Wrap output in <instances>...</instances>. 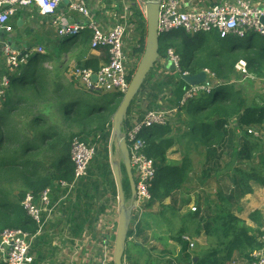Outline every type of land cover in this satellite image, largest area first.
<instances>
[{
  "label": "trees",
  "instance_id": "16d2710c",
  "mask_svg": "<svg viewBox=\"0 0 264 264\" xmlns=\"http://www.w3.org/2000/svg\"><path fill=\"white\" fill-rule=\"evenodd\" d=\"M91 37L89 30L73 40L56 36L58 41L51 51L48 50V57L52 62H62V69L65 65L62 54L75 50L77 66L97 73L102 62H108V52L102 50L99 56H88ZM171 48L181 57L182 72L197 75L208 69L215 74L218 83L211 93L201 92L188 99L184 106L180 103L189 86L181 75L174 72L169 79L159 80L150 88L148 98L154 103L159 100L163 87L173 86L172 104L177 106L178 116L185 114L191 118L189 135L198 146L206 149V154L205 162L196 170L188 158L181 163L171 162L169 152L177 140L169 137V125L147 130L143 134L148 144L146 154L155 160L157 177L150 188L152 199L145 210L167 201L172 203V211L178 210L174 217L181 227L169 239L181 248L177 259L186 264L247 261L251 252L261 248L263 218L260 212L254 211L249 215L250 226L233 214V206L238 198L253 194L254 187L264 188V136L248 133L249 130L264 133V101L250 102L246 93L236 86L241 77L235 65L245 60L253 74L264 77V37L258 36L242 45L233 36L222 39L219 34L188 35L179 31L160 37V57H166ZM45 62L47 58L41 56L24 66L23 73L11 79L0 104V234L7 229H21L32 236L37 234L38 225L27 215L22 202L30 194L39 203L41 194L48 188L64 193L65 189L56 184L74 180L72 143L75 138L89 147L101 143L85 178L88 197L93 194L99 198L106 191L105 188L101 191L103 185H110L117 199L109 141L113 118L123 96L86 90L80 81V85L75 81L65 82L60 69L49 70ZM134 74L131 73L130 81ZM147 81L148 77L129 115L137 98L145 92ZM233 121L235 126L230 128ZM130 127L128 118L123 132ZM120 168L127 179L122 163ZM226 174L232 175L234 182V190L229 195L219 191L215 202L206 200L204 203L200 195L194 194L196 212L180 216L179 212L192 203L191 195L195 190L202 191L212 182L218 183ZM79 186L80 182L75 194L79 193ZM189 186L193 190H189ZM123 187L127 194V188ZM149 227L148 221L143 220L137 232V237L143 236L139 248L145 253L148 240L144 233ZM133 233L130 230L128 241ZM189 235L207 241L206 247L198 246L200 252L195 256L188 252L189 244L184 241V236ZM161 253L170 258L175 256L168 251ZM150 256L148 250L146 264H153V259L149 262ZM125 259L127 264H141L142 260H134L128 252H125Z\"/></svg>",
  "mask_w": 264,
  "mask_h": 264
},
{
  "label": "built area",
  "instance_id": "2783aa9c",
  "mask_svg": "<svg viewBox=\"0 0 264 264\" xmlns=\"http://www.w3.org/2000/svg\"><path fill=\"white\" fill-rule=\"evenodd\" d=\"M144 2L145 0H138L137 5L146 15ZM63 4L68 5L69 11L78 13L83 21L70 22L64 15H59L58 11ZM17 7H36L42 17L53 18V26L57 29L60 37H79L83 32L91 31V50H107L108 62L103 64L97 73L75 65L71 70L72 75L80 81L86 90L107 94L117 93L123 97L126 95L131 75L128 68L129 59L124 51L125 26L119 25L104 32L94 20L86 0H0V34L3 32L6 35L12 33V28L8 23L16 14ZM262 18H264V8H255L247 0H238L234 4L223 1L209 9L199 11L182 10L179 0H161L158 32L160 36L171 35L179 31H184L188 35L219 34L221 38L233 36L239 40L246 39L251 33L264 37ZM2 46L6 67L12 73L22 65H27L32 56L46 55V51L42 47L33 49V51L21 52L14 49L8 42L3 43ZM166 59L175 66V73L181 76L189 75L188 72H182L181 57L173 48L167 50ZM235 70L243 78L251 77L245 60H240L236 64ZM203 71L207 74L206 82L196 87L189 86L181 106L201 92H212L216 81L215 74L208 69ZM94 75L97 76L96 81L93 80ZM10 85L11 80L8 76L0 79V104ZM172 113L174 111L150 110L134 123L131 121V127L123 132L136 182L138 205L136 211L140 210L138 217L131 225V230L134 232L132 238L138 232L144 207L152 199L150 188L157 177L155 160L146 154L148 144L143 134L154 127L168 126ZM248 133L256 137L264 136L263 132L255 130H249ZM96 146L98 144L89 147L75 138L72 143L74 180L71 183L62 181L56 186L71 191L76 188L79 182L87 178L89 166L97 154ZM51 194L52 189L48 188L41 194L39 203H36L34 196L30 194L22 202L27 215L38 225V232L46 223L43 215L46 213L50 217L54 211L51 206ZM196 210L197 207H193L191 211L196 212ZM33 238L34 236L21 229L3 231L0 234V255L5 257L6 264H32L30 250ZM184 241L189 244L190 251L195 247L189 236H184ZM260 243L261 248L250 253L246 264H264V235Z\"/></svg>",
  "mask_w": 264,
  "mask_h": 264
},
{
  "label": "crops",
  "instance_id": "0c3cea01",
  "mask_svg": "<svg viewBox=\"0 0 264 264\" xmlns=\"http://www.w3.org/2000/svg\"><path fill=\"white\" fill-rule=\"evenodd\" d=\"M97 1L98 0H96V2ZM223 1H228L234 4L238 0H179L181 9L185 11L209 9ZM247 1H250L255 8H264V0ZM87 4L92 11L93 17L95 16L94 20L104 32H108L119 25L125 26L126 32L124 38V51L129 59L128 68L130 75L131 73H135L143 57L146 46L147 20L144 12L139 7L137 8V11L134 12L131 9V6H128L126 3V0H111V6L117 4L116 6L120 8V11L118 12H109L108 9L106 10L107 5H105L106 7L99 6L96 8V12L95 7H90L89 1H87ZM102 10L104 12H98ZM70 13L71 11H69L67 4H63L58 11L59 15H64L70 20V22L83 21L82 17L78 13L77 15ZM12 21L14 22L13 25H11ZM128 22H130L129 26H131L132 30H128L130 29ZM8 24L12 28V33H10V35L14 38V42L10 43L5 40L8 34H3V37L0 34V49L2 48V52V44L8 42L15 45V48L13 47L14 49L20 48L19 51L21 52L33 51V49L42 47L46 51V55H49L48 48L50 45L48 46V44H52L53 42V44L57 43L58 40L56 36H58L59 39L63 38L73 40L75 38H80L82 35L81 34L79 37L73 38L60 37L57 29L53 26V18L42 17L38 13L36 7H17L16 14L10 19ZM25 31L31 33L32 35L28 36ZM129 31H132L131 36L128 33ZM36 33L39 36L35 37L34 34ZM101 53L102 51L90 50L88 56H99ZM102 64H104V62H102ZM5 67L6 64L4 65L0 62V79L8 76L9 74L7 67L6 69ZM248 70L250 71L249 67ZM151 73H153V75L148 79L145 85V92L137 98L130 112V122L132 121V123H134L150 110L174 111V113H176L175 117L178 125L181 124V126H183V128L187 131V136L190 137L189 133L191 130L188 123L191 121V118L185 114L178 116L176 109L177 106L172 104L173 90L171 91V88H173V86L163 87L159 94V100L154 103H152L148 98L149 93H151L150 88H152L156 82L159 80L165 81L174 75L172 65L166 57H160L159 61L149 75H151ZM250 76L251 77L248 78L255 79L252 75ZM240 82H242V77L241 80L236 83L240 84ZM216 83L218 82L215 81L214 85ZM174 121L176 120L174 119ZM171 123L169 125L171 128L169 137H173L177 141L175 147L169 152V160L173 159H170L171 153L177 146H180L179 139L176 137V131H178V129L175 130L176 128L172 126L173 121H171ZM231 124H235V122L233 121L230 123V128H234L235 125L231 126ZM190 139L192 142L196 143V147H200L196 141L192 140L191 137ZM193 154H195L194 151L187 153L186 158L191 160L196 170L200 168L202 164H194L192 160ZM224 178L228 179L227 184L223 182ZM216 185H218V189L215 188L216 192L225 191V195H229L231 191L234 190L232 175H222ZM86 187L87 181L84 179L80 182L79 193L77 192L75 194L76 189L71 191L65 189L63 190V194L60 191L55 192V190L52 192L51 206L54 208V211L50 217H48V214L46 213L43 215L46 223L42 230L38 232L32 240L30 250V257L33 259L32 264H114L113 243H115L119 221L118 200L114 197V190L110 185H103L101 191L104 190V188L106 191L103 195H100L99 198H95L93 194L88 197L89 193L87 192ZM188 188L189 190H193L191 186ZM205 189L206 188L201 189L202 191L197 189L193 194H198L200 197L206 196ZM209 189H212V187ZM192 202L195 203L196 198L195 200L192 198ZM261 205H264V188L254 187L253 194L238 198L235 201L233 214L241 220L246 221L248 225L252 226V224L248 223L249 215L254 212L251 210H260L261 208L259 206ZM256 207H259V209H255ZM240 214H244V216L241 217ZM134 218L135 217L133 216V221ZM146 229L148 228H145V231ZM130 241L131 240H129L128 243H130ZM171 243L172 242H170L169 245ZM132 247L133 248L130 249V254L128 255L134 258V260L140 259L142 252L144 251L139 248L140 243L138 241H132ZM175 247L177 249V253L175 254L176 257H174V259L169 257H164L163 259L156 258L155 261L153 260V264H169L170 262H173V264H186V262L177 259L180 255L181 248L178 246ZM161 252L162 251L158 252L157 256L161 254ZM188 252H190V250ZM150 255V258L153 257L155 259L153 252H150ZM0 264H6V260L3 255H0ZM141 264H143L142 260Z\"/></svg>",
  "mask_w": 264,
  "mask_h": 264
},
{
  "label": "rangeland",
  "instance_id": "374dc122",
  "mask_svg": "<svg viewBox=\"0 0 264 264\" xmlns=\"http://www.w3.org/2000/svg\"><path fill=\"white\" fill-rule=\"evenodd\" d=\"M87 1H89L90 7H95L96 12H97L96 8H98L99 6L106 7L105 5H107L106 10L108 9L109 12L120 11V8L118 6H116L117 4H114L113 6L110 5L111 0H106V1L105 0H98L97 2H96V0H87ZM114 1H117V0H114ZM137 2H138V0H126V3L128 4V6H131V9L134 12H136L137 8H138ZM98 12H104V11L102 10V11H98ZM70 14L77 15V13H75V12H71ZM72 17H74V16H72ZM74 18L77 19L76 17H74ZM94 18H95V16H94ZM13 24H14V22L12 21L11 25H13ZM129 25H130V22H128V26ZM129 27H130V29H128V30H132L131 26H129ZM15 30H16V28H15ZM25 33L28 36L32 35L31 33L26 32V31H25ZM128 33L131 36L132 31L131 32L129 31ZM34 36L37 37L39 35H37V33H36V34H34ZM256 37L258 38V35H256L255 33H251L247 36L246 39H240L239 42L242 45L248 44L252 40H255ZM53 38H54V36H53ZM13 39L14 38H12V35H10V34H8L5 38V40L9 41L10 43L14 42ZM53 43L48 44V46L50 45V49H49L50 51L53 49V46H55V44H56V43L55 44H53ZM219 44H220V42H219ZM52 53H53V51L51 52V54ZM55 54L57 55L56 51H55ZM76 54H77V51H75V50H70L69 52L62 54L61 59L65 63V65L63 66L62 69H61V66L63 64L62 62H52L50 59L51 57L49 58L48 55H44L47 58V63L45 62L44 66H46V68H48L49 70H52L54 72L56 70L60 69L59 71L61 72V76H63L65 82L75 81L78 85H80L78 82L79 80H77L72 75V72H71L72 68L75 65H77V60L75 58ZM41 56L42 55L32 56L30 58V60L28 61V64L31 63V61H33L34 59L39 58ZM44 56H42V57H44ZM0 62H1V64L5 65L2 48L0 49ZM24 66H26V65H22L18 70H16L13 73L10 70H8L9 71V74H8L9 79L11 80L13 77L19 76L20 74H22L23 70H24ZM5 69H6V67H5ZM249 74L252 75V77H254L255 79L242 77V82H240V84L236 83L237 84L236 86H239V88H241L246 93L250 102L256 101L257 103H261L264 99V77H259L250 71H249ZM152 75H153V73H151V75L148 76V79ZM175 116H176V113L171 115L169 125H170L171 121H173L172 126H174L176 128L175 130L178 129V131H176L177 132L176 137L179 139V145L180 146H177L175 148V150L171 153L170 159L171 158H173V159L170 161L181 163L187 157V153L194 151L195 154L192 155V160H193L194 164L195 163L203 164L206 149L204 147H196V143L192 142L190 137L187 136V131L183 128V126H181V124L178 125L177 119ZM174 119L176 121H174ZM234 125L235 124H231V126H234ZM179 128H180V130H179ZM97 144H98V146H96L97 154H96V157L94 158V160L97 158L98 152L100 151V147H101L100 142ZM122 161H123V159H122L121 153H120L118 147L115 145L114 162L121 165ZM121 176H122V180H123V185H125V187L127 188L126 203H127V205H129L131 202V194H129V192L131 191L129 179L128 178H127L128 180L126 179L125 174L123 172H122ZM223 182H225L227 184L228 179L224 178ZM216 184H217L216 182H212L209 187H206L205 195L209 198L207 199L206 196L201 197L203 199L204 203L206 200L212 201V203L216 201L217 194H218L217 193L218 191L217 192L215 191V188L218 189V185H216ZM211 187H212V189H209ZM222 193L225 194V191H222ZM192 198H193V200H195L196 197L194 194L192 195ZM171 204L172 203L168 201L164 205H156L154 207H151L148 210H145V207H144L141 223H143V220L144 221L147 220L150 227L148 229H146V232L144 233V236L146 237L148 242L146 245L147 252L145 253L143 251L142 256L140 257V259H142L143 264H145V259L147 258L148 250L150 252H153L154 257H155V259L153 257L149 258V262L152 259L155 261L156 258L169 257L167 254H163V253H161L157 256L158 252L163 251V250L171 252L174 255L177 253V249L175 247L177 245L176 244L174 245L173 241L169 239V236H171L178 229H180L181 223L177 218L174 217V214H177L178 210L172 211L170 209ZM193 207H197L194 202H192L189 206L185 207L181 212H179L180 216L188 214V213H192L191 210ZM259 207L261 208L260 210H251V211L260 212V214L263 218V224H264V205H261ZM259 207H256L255 209H259ZM145 212H147V214ZM139 213H140V210H138V211L135 210V212L133 214V216L135 217L134 221L138 217ZM247 214H249V213H247ZM240 216L243 217L244 214H240ZM248 223L252 224L250 220L248 221ZM137 236L138 235L136 234L135 236H133V238L131 237L132 239H131L130 243L127 244L126 252H128V254H130V249L133 248L132 247V241L133 242L138 241L139 243L143 242V238H142L143 236H141V237H137ZM189 237L191 238L192 242L195 244V247L190 251L192 256H195L197 253L200 252V250L198 249L199 248L198 246H201V244H203L204 247L207 246L206 238L197 239V238H194L192 235L191 236L189 235ZM170 242H172L171 244H173V245H171V244L169 245ZM113 244H114L113 245V252H114L115 251V243H113ZM174 257L175 256H173L172 259H174ZM235 264H246V261L244 259L243 260L239 259V260H237V262Z\"/></svg>",
  "mask_w": 264,
  "mask_h": 264
},
{
  "label": "water",
  "instance_id": "95a60500",
  "mask_svg": "<svg viewBox=\"0 0 264 264\" xmlns=\"http://www.w3.org/2000/svg\"><path fill=\"white\" fill-rule=\"evenodd\" d=\"M161 0H145L144 7L147 20V39L143 57L138 65V68L133 75L129 89L123 97L122 102L114 115L112 133L109 141V158L112 167V173L116 184L119 221L115 238L114 264H125V252L128 244V236L131 230L133 214L137 210V192L136 182L134 179L129 151L126 138L123 134V124L128 119L129 110L138 96L142 86L144 85L150 72L160 59V35H159V15H160ZM264 24V18H262ZM6 35L4 32L1 33ZM15 48V45L10 44ZM18 50L20 48H17ZM173 71L175 66L172 65ZM182 80L190 87H196L204 84L207 80L206 72L202 71L197 75L181 76ZM93 80H97V76H93ZM115 145L118 147L121 156L122 164L126 170L127 178L129 179L131 189V202L126 203V194L123 187L120 165L114 162ZM195 262L198 258L194 259Z\"/></svg>",
  "mask_w": 264,
  "mask_h": 264
}]
</instances>
